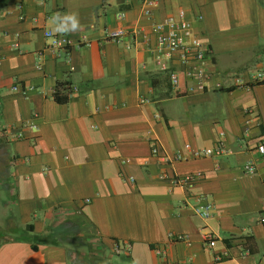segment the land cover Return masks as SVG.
Segmentation results:
<instances>
[{"label": "crops", "instance_id": "0c3cea01", "mask_svg": "<svg viewBox=\"0 0 264 264\" xmlns=\"http://www.w3.org/2000/svg\"><path fill=\"white\" fill-rule=\"evenodd\" d=\"M179 10L209 51L202 89L154 48ZM262 69L264 0H158L150 17L143 0H0V264H264V83L243 85ZM218 140L228 153L191 155Z\"/></svg>", "mask_w": 264, "mask_h": 264}, {"label": "built area", "instance_id": "2783aa9c", "mask_svg": "<svg viewBox=\"0 0 264 264\" xmlns=\"http://www.w3.org/2000/svg\"><path fill=\"white\" fill-rule=\"evenodd\" d=\"M158 0H143L144 3V14L147 17L151 16L152 8L157 4ZM123 13L119 15L122 17ZM150 33L155 42V51L166 53L169 58H174L181 67L185 78L190 80V86H196L202 89L205 85V81L208 78V72L205 70V60L208 56V49L205 43L200 37L194 33L191 24L185 17V11L179 10L177 17H168L158 22H154L150 27ZM45 36L51 38L50 46L54 48L62 47L64 49L69 48L73 43L72 38L65 35H58L53 33L51 30L44 31ZM125 36V31L122 28L106 29L104 38L115 41H120ZM83 43H86L82 39ZM79 40L76 44H80ZM252 83H245L243 85H249L253 83L263 82L264 83V69L253 71ZM170 81L173 87L179 85L178 71H172L170 73ZM239 81V79H237ZM13 90H17L18 86L13 85ZM29 127L37 129L35 123L30 122ZM16 138L23 137L21 132H18ZM220 136H223V132H220ZM256 150L258 154L264 158V140L259 141L256 144ZM151 153L155 156H159V147L155 140H151ZM228 153V148L222 140H218L212 147H204L200 149H191V155L193 157L200 156H221ZM176 158H181V155L177 153ZM243 170L246 173L255 172V164L253 162H247L243 165ZM201 176L200 173H188L182 176H170L167 172H161V177L166 178L172 186H184L189 187L193 185L194 181ZM198 203L195 206V212L202 218H207L213 211V204L207 198V196H198ZM173 240H183L185 235L178 234L172 237ZM205 240L209 246L215 244V238L211 233L205 235ZM118 250V247H115ZM158 254H163L160 249L156 250ZM247 253L248 251L245 250ZM227 255L216 256L217 260L225 258ZM176 264V263H174Z\"/></svg>", "mask_w": 264, "mask_h": 264}, {"label": "trees", "instance_id": "16d2710c", "mask_svg": "<svg viewBox=\"0 0 264 264\" xmlns=\"http://www.w3.org/2000/svg\"><path fill=\"white\" fill-rule=\"evenodd\" d=\"M258 83H263V82H258ZM251 85V84H249ZM61 88H65V85H62V84H57V87L55 89V93H54V97L55 99H57L58 101H61V98L58 97V93L59 91L61 90ZM27 227H31V225H27Z\"/></svg>", "mask_w": 264, "mask_h": 264}]
</instances>
